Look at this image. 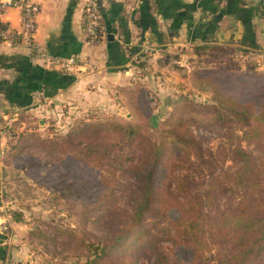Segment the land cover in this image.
I'll return each mask as SVG.
<instances>
[{
	"label": "rangeland",
	"instance_id": "rangeland-1",
	"mask_svg": "<svg viewBox=\"0 0 264 264\" xmlns=\"http://www.w3.org/2000/svg\"><path fill=\"white\" fill-rule=\"evenodd\" d=\"M152 47L145 44L140 52L150 54ZM191 52L183 48L177 52L179 59H164L161 74L154 72L155 66H148L150 57L143 59L147 80L152 84L155 76L158 81L143 87L136 84V88L123 92L121 101L115 97L118 93L113 95L114 103L85 107L55 104L51 99L47 106L52 111L47 114L22 110L10 123L8 114H2L5 108L0 107V117L4 116L0 133L6 139L0 145V227L9 241L5 248L10 250V256L0 264H154L145 238L126 224L140 198L138 179L118 169L108 173L105 164H83L74 158L71 146L54 145L78 119L96 121L114 114L146 121L141 122L147 124L144 130L157 139H168L172 132L186 137L189 132L196 136V144H173L181 151L186 148L190 161L195 159L194 153L209 159L207 155L221 151L224 168L236 166L232 151L236 145L252 154L261 149L253 140L257 137L252 136L253 130L246 131L242 124L259 117L253 114L242 120L228 115L224 105H233L226 96L248 109L264 104V58L248 69L244 60L209 63ZM241 52L264 54V46ZM135 60L140 65L142 57ZM257 131L263 135L264 127ZM127 157L135 161V154ZM190 164L188 159L185 163L177 161L174 170ZM165 183L169 184L167 180ZM116 234L120 236L111 245L109 241ZM158 241L168 243L163 236ZM108 243V252L101 256L100 245Z\"/></svg>",
	"mask_w": 264,
	"mask_h": 264
},
{
	"label": "trees",
	"instance_id": "trees-1",
	"mask_svg": "<svg viewBox=\"0 0 264 264\" xmlns=\"http://www.w3.org/2000/svg\"><path fill=\"white\" fill-rule=\"evenodd\" d=\"M193 52L209 63L223 57L244 60L248 69L255 68L261 56L264 58L257 52L235 57L232 48L217 45L197 46ZM132 60L135 67L141 65V72L133 75L142 76L144 64ZM225 98L233 104L224 105L228 115L242 120L253 114L259 117L255 120L258 123L242 124L247 126L246 131L253 130L252 136H257L253 140L261 149L252 154L236 145L232 150L234 168L221 166V151L207 155L209 159L194 153L195 159L190 161L189 151L173 144L197 142L189 132L188 139L173 132L168 139H157L144 130L146 121L114 114L96 121L78 119L54 142L56 148L71 146L74 158L83 164H105L108 173L118 169L138 179L140 198L126 224L145 238L154 264H264V134L257 131L264 127V104L248 109L231 96ZM128 154H135L134 162ZM187 159L190 166L174 170L177 161L185 163ZM119 236L109 241L111 245ZM159 236L168 241L167 245L158 241ZM110 243L100 245L101 256L108 252Z\"/></svg>",
	"mask_w": 264,
	"mask_h": 264
},
{
	"label": "crops",
	"instance_id": "crops-1",
	"mask_svg": "<svg viewBox=\"0 0 264 264\" xmlns=\"http://www.w3.org/2000/svg\"><path fill=\"white\" fill-rule=\"evenodd\" d=\"M34 1L40 3L34 43L0 44V107L9 116L7 123L16 121L22 110L47 114L52 111L47 106L51 99L55 104L85 107L114 103L113 95L118 93L115 97L121 101L123 92L136 84L150 86L146 57H150L148 66L161 74L164 59L178 58L183 48L196 57L197 46L230 47L235 51L230 55L238 57L247 47L264 46V0H98L106 31L91 44L83 42L84 0ZM0 25L19 29L20 8L11 4L1 10ZM145 44L154 51L140 52ZM127 51L142 57V76L135 77L134 68L128 74ZM73 53L79 59L70 71L48 61ZM153 80L158 81L155 76ZM38 89L46 98L33 97ZM4 140L0 133V145ZM8 243L0 227V260L10 256Z\"/></svg>",
	"mask_w": 264,
	"mask_h": 264
},
{
	"label": "built area",
	"instance_id": "built-area-1",
	"mask_svg": "<svg viewBox=\"0 0 264 264\" xmlns=\"http://www.w3.org/2000/svg\"><path fill=\"white\" fill-rule=\"evenodd\" d=\"M11 4H15L20 8V27L19 29H14L6 25H0V44L13 45L18 42H24L30 45L33 44L35 41L36 16L40 9L39 4L33 0H0V11ZM81 24L83 28V42L85 44L94 43L105 34L106 28L100 18L98 0L83 1ZM128 55L131 60L136 58V56L133 57L129 53ZM78 59V55L73 53L66 57L52 56L48 61L50 64L59 65L60 68L65 71H70L74 68ZM131 68L133 69L135 66L130 64L127 68V72L130 71ZM134 71L141 72V69H134ZM128 74L131 73L128 72ZM32 95L37 100L46 98L43 89L34 91ZM13 111L17 112L18 110L16 109ZM2 114L6 116L4 112H2ZM2 114L1 117L4 118Z\"/></svg>",
	"mask_w": 264,
	"mask_h": 264
}]
</instances>
